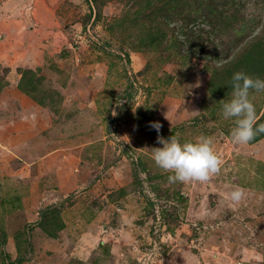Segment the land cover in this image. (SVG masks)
I'll return each mask as SVG.
<instances>
[{"label":"rangeland","instance_id":"1","mask_svg":"<svg viewBox=\"0 0 264 264\" xmlns=\"http://www.w3.org/2000/svg\"><path fill=\"white\" fill-rule=\"evenodd\" d=\"M167 1L0 0V264H264V134L221 113L234 72L264 78V0ZM158 135L210 137L220 171L170 182Z\"/></svg>","mask_w":264,"mask_h":264},{"label":"clouds","instance_id":"2","mask_svg":"<svg viewBox=\"0 0 264 264\" xmlns=\"http://www.w3.org/2000/svg\"><path fill=\"white\" fill-rule=\"evenodd\" d=\"M230 85L231 98L222 104L221 113L225 119L234 121L230 131L233 143L247 145L264 133V123H257L256 108L250 99V91H264V78L237 71L233 73ZM150 126L159 133V122H152ZM157 141L162 146L151 148V158L157 167L170 173L168 179L172 183L206 182L220 171L222 162L210 137L200 136L181 142L174 136L165 139L158 135ZM243 195V190L236 188L229 198L238 202Z\"/></svg>","mask_w":264,"mask_h":264},{"label":"crops","instance_id":"3","mask_svg":"<svg viewBox=\"0 0 264 264\" xmlns=\"http://www.w3.org/2000/svg\"><path fill=\"white\" fill-rule=\"evenodd\" d=\"M37 31H39V33H35V37H33V39L30 41L31 44H29V47L34 49L38 55L41 54L43 57H46L45 61H48V60L50 61L51 59H49V51H48V49H49V47L51 46L52 43L51 42H47V40H45L46 35H45V32L43 30H41V29L39 30L38 29ZM37 41H39V42H37ZM40 60L42 61L43 59H40ZM38 64L40 65L39 61H38ZM87 73H89V72H87ZM105 75H106V72L104 70H102V69L97 70V71L93 70L92 74L87 75V78L90 77V76H92V78L88 82L87 81L86 82H87V84L89 86H93L95 83H100L101 79H105L106 78ZM87 78H86V80H87ZM75 80H74V77H71V79L69 80V83H68L67 86H66V84H63L61 86L59 91L62 94V99L64 100V102L67 100V95L72 94L73 88H75L77 86L79 87L80 84L82 83L78 79H75ZM74 81H75V83H74ZM34 82H36V81H34Z\"/></svg>","mask_w":264,"mask_h":264},{"label":"trees","instance_id":"4","mask_svg":"<svg viewBox=\"0 0 264 264\" xmlns=\"http://www.w3.org/2000/svg\"><path fill=\"white\" fill-rule=\"evenodd\" d=\"M176 1H178V0H168L167 2H166V4L164 5V7H165V9H167V6L166 5H168L169 7H174L175 5H172V3H175ZM225 4H231V5H235L236 4V0H226L225 1ZM210 5H208L207 7H209ZM221 15V14H220ZM233 16H237L236 14H232ZM224 25V27H223V29L221 30V33H219L220 35H223V34H225V32H227L228 31V29H227V26H229V23H226V24H223ZM214 27H216V25H214ZM214 29V31H215V28H213ZM237 33H241V31H237ZM238 35V34H237ZM240 36V35H239ZM243 56H244V59L242 60V59H240V60H237L236 61V64L237 65H239V67L241 66V67H243V68H245L246 70H250V71H252V72H256V73H258V71H256L257 70V68L261 65V63L259 62V60H257V56L258 55H256L252 50H249V51H247V52H245V54H244V52H243ZM258 63V64H255V63ZM240 63H244V64H241L240 65ZM263 63V62H262ZM263 65H264V63H263ZM249 66H252V68H249ZM244 69V70H245ZM253 74V73H252ZM257 123L258 124H260V123H264V114H262V116L257 120ZM262 134H264V133H262Z\"/></svg>","mask_w":264,"mask_h":264},{"label":"built area","instance_id":"5","mask_svg":"<svg viewBox=\"0 0 264 264\" xmlns=\"http://www.w3.org/2000/svg\"><path fill=\"white\" fill-rule=\"evenodd\" d=\"M118 99V104L121 105L122 104V99L117 98Z\"/></svg>","mask_w":264,"mask_h":264}]
</instances>
